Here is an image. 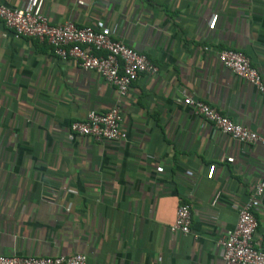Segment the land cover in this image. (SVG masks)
<instances>
[{"label": "crops", "instance_id": "crops-1", "mask_svg": "<svg viewBox=\"0 0 264 264\" xmlns=\"http://www.w3.org/2000/svg\"><path fill=\"white\" fill-rule=\"evenodd\" d=\"M92 27L159 68L116 87L0 20V255L84 254L87 264H223L218 242L264 180V150L223 135L184 98L264 134V93L222 67L245 53L264 80V0H0ZM206 48L208 50H206ZM120 105L128 139L70 125ZM182 202L191 233H173ZM264 250V195L257 213Z\"/></svg>", "mask_w": 264, "mask_h": 264}, {"label": "built area", "instance_id": "built-area-1", "mask_svg": "<svg viewBox=\"0 0 264 264\" xmlns=\"http://www.w3.org/2000/svg\"><path fill=\"white\" fill-rule=\"evenodd\" d=\"M0 20L18 38H28L47 43L62 61H75L83 70L92 71L105 82L116 87L120 101L129 95L132 85L144 75L156 76L160 68L143 53L113 39L105 32L92 27H80L73 21L52 25L47 16L24 9L11 8L0 3ZM206 50H208L206 48ZM222 67L237 78L254 85L264 93V80L250 58L241 51L220 52ZM183 104L191 107L212 123L223 135L241 144H257L264 150V134L256 133L241 123H236L221 114L211 105L184 98ZM124 116L120 105L108 111L91 110L83 120L70 125L73 134L91 138L98 143L123 142L128 139L123 127ZM264 195V180L260 182L248 202L238 210L235 229L219 240L223 264H264V250L257 238L260 221L257 213ZM193 210L189 203L182 202L176 212L173 233H191ZM88 256L36 257L0 255V264H87Z\"/></svg>", "mask_w": 264, "mask_h": 264}]
</instances>
